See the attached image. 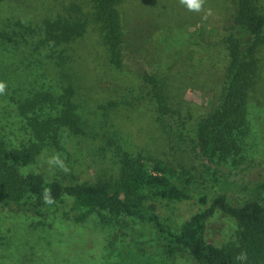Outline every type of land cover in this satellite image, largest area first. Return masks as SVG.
Wrapping results in <instances>:
<instances>
[{"label":"rangeland","instance_id":"374dc122","mask_svg":"<svg viewBox=\"0 0 264 264\" xmlns=\"http://www.w3.org/2000/svg\"><path fill=\"white\" fill-rule=\"evenodd\" d=\"M86 2L88 0H5L0 4V32L10 34L18 24L36 25L43 19L63 15L64 9L73 4L82 6ZM260 2L264 4V0ZM235 3L236 0H205L204 9H211L208 15L188 11L179 0H123L118 10L126 39L123 60L128 66L119 70L109 67L104 47L93 28L72 44L69 51L74 75L71 77L78 83L76 101L85 134H62L58 145L46 147L34 164L21 168V173L35 172L47 180L58 179L63 183L105 180L117 175L116 154L119 151L177 167L180 159L189 166L196 164L187 138L166 129L156 120L150 107L124 111L126 109L120 106L115 112L101 108H107L110 102H122L125 94L137 90L136 72L141 70L157 77L168 104L178 109L185 121L209 113L217 101L219 69L223 66V58L215 57L223 50L217 28H223ZM141 34L147 37L143 49L132 47L129 42ZM184 34L199 39L201 46H210L205 53L207 61L204 63L210 65L206 74L197 72L196 59L190 58L193 48L188 46ZM12 48L16 46L10 42L0 58V81L7 86L5 94L0 95V138L14 148L29 141L27 123L19 115L15 102L21 95L29 97L44 89L52 91L49 87L56 83L49 78L42 80L43 74L49 76L52 68L48 59L34 56L29 45L19 47L14 53ZM13 61L15 63H11ZM250 96L248 132L242 142V152L234 157L241 164H234L231 158L225 166L236 183L244 177L241 170L248 166L249 160L260 161L261 166L255 171H264V67ZM54 153L61 155L69 173L44 162ZM197 187H192V199L187 201L151 202L156 206L163 227L175 230L199 210L196 200L202 192ZM247 195L238 186L231 188L227 202L242 205ZM42 210L47 214L40 218L0 207V264H122L121 259L129 250L150 258L164 257L162 239L152 223L127 220L118 231L100 223L95 213L77 221V214L70 212L64 203ZM238 229L233 217L216 210L206 221L205 240L218 247L229 243L237 245ZM169 261L171 264H196L185 251H176Z\"/></svg>","mask_w":264,"mask_h":264},{"label":"trees","instance_id":"16d2710c","mask_svg":"<svg viewBox=\"0 0 264 264\" xmlns=\"http://www.w3.org/2000/svg\"><path fill=\"white\" fill-rule=\"evenodd\" d=\"M4 1L0 0V4ZM121 2L123 0H88L82 6L67 7L63 15L53 19H43L33 26L15 25L10 34L0 32V58L10 42L16 46L12 48L13 53L29 45L34 56L45 57L52 67L49 76L43 74L42 80L49 78L56 83L49 87L52 91L44 89L29 97L21 95L15 102L19 115L27 123L29 141L11 148L0 138V207L41 218L47 214L42 210L44 207L64 203L70 212L77 214V221L95 213L100 223L118 231L127 220L155 225L162 239L164 257L150 258L129 250L121 259L122 264H171L169 259L176 251H185L196 264H264V171H255L261 162L247 161L248 166L241 170L244 177L237 183L225 168L231 158L234 164H241L234 157L242 152V142L248 132L250 94L264 67V4L260 0H236L223 28H217L223 50L215 57L223 58V66L219 69L217 101L209 113L185 121L180 111L168 104L157 77L141 70L136 72L137 90L125 94L124 101L110 102L107 108H101L115 112L120 106L126 109L124 111L150 107L156 120L166 129L187 138L196 164L189 166L180 159L177 167L119 151L116 154L117 175L105 180L63 183L58 179L47 180L35 172L21 173V168L34 164L46 147L58 145L62 134H85L76 101L78 83L71 77L74 75L71 45L93 28L104 47L109 67L119 70L128 66L123 60L126 39L118 10ZM184 37L193 48L190 58L196 59L197 72L206 74L210 65L204 63L207 61L205 53L210 46H201L198 37V40L185 34ZM135 38L137 36L129 44L143 49L147 37L141 34ZM21 79L24 81L23 77ZM194 186L202 192L196 200L199 210L175 230L163 227L156 206L151 202L190 200V190ZM237 186L248 194L242 205L227 202V194ZM45 188L51 189L54 204L43 202ZM216 210L237 221V245L229 243L218 247L205 240L206 221ZM241 252L247 253L246 261L236 259Z\"/></svg>","mask_w":264,"mask_h":264},{"label":"clouds","instance_id":"9594fccd","mask_svg":"<svg viewBox=\"0 0 264 264\" xmlns=\"http://www.w3.org/2000/svg\"><path fill=\"white\" fill-rule=\"evenodd\" d=\"M179 4L184 6L188 11H194L197 13L206 12L208 15L211 14V9H204L205 0H179ZM6 83L0 81V95H4L6 92ZM49 167H56L59 168L60 171L67 174L70 172L69 167L64 162V159L61 158L59 153H54L53 155L47 157L44 161ZM43 202L45 204H54L55 200L51 195V189L45 188L43 193ZM236 259L239 261H246L247 260V253L241 252L236 256Z\"/></svg>","mask_w":264,"mask_h":264}]
</instances>
